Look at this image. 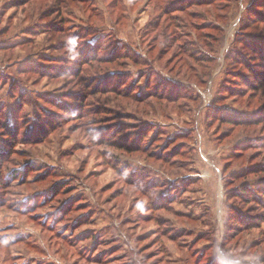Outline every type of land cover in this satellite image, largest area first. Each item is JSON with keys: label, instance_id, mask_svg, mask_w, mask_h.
Listing matches in <instances>:
<instances>
[{"label": "rangeland", "instance_id": "1", "mask_svg": "<svg viewBox=\"0 0 264 264\" xmlns=\"http://www.w3.org/2000/svg\"><path fill=\"white\" fill-rule=\"evenodd\" d=\"M0 264H264V0H0Z\"/></svg>", "mask_w": 264, "mask_h": 264}]
</instances>
